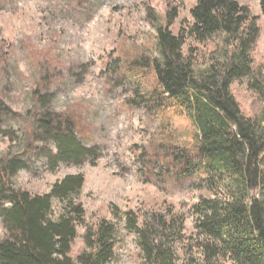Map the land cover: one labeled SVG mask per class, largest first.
<instances>
[{
  "label": "rangeland",
  "instance_id": "374dc122",
  "mask_svg": "<svg viewBox=\"0 0 264 264\" xmlns=\"http://www.w3.org/2000/svg\"><path fill=\"white\" fill-rule=\"evenodd\" d=\"M238 1L257 18L261 36L255 57L262 64L261 2ZM195 4L0 0V193L1 168L13 160L20 168L15 175L8 171V182L32 194H49L66 176L83 175L79 195L86 222L103 217L116 226L118 243L108 264H139L142 259L137 235L126 228L127 212L137 213L142 225L169 208L184 221V239L175 253L177 264H185L184 248L196 238L195 207L201 197L224 191L226 180L219 175L196 167L190 176L173 161L174 153L198 148L199 130L186 113L162 111L153 102L159 88L145 65L161 60L158 31L167 27L176 35L185 33L184 52L194 48L199 70L226 60L224 36L201 44L190 35ZM231 88L243 112L264 113V100L248 89L245 79ZM44 116L71 119L77 141L88 152L81 159H56L60 142L55 130L42 133L38 120ZM215 176L217 189L211 190L208 184ZM9 206L0 194V212ZM61 211L55 200L49 218L57 220ZM1 214L0 241L6 237ZM84 231L78 227L74 255L84 248Z\"/></svg>",
  "mask_w": 264,
  "mask_h": 264
},
{
  "label": "trees",
  "instance_id": "16d2710c",
  "mask_svg": "<svg viewBox=\"0 0 264 264\" xmlns=\"http://www.w3.org/2000/svg\"><path fill=\"white\" fill-rule=\"evenodd\" d=\"M260 2L264 17V0ZM248 9L238 0H196L191 10L192 38L201 44L226 38V60L215 67L199 70L194 48L184 52L185 33L176 35L168 27L158 31L161 60L145 64L154 72L160 92L158 97L152 94L153 102L162 111L186 113L199 130L198 148L174 153L173 161L187 175L204 167L226 180L223 192L214 190L212 198L201 197L195 207L196 238L184 248L185 264H264V113L243 112L231 88L245 79L248 89L264 100V63L255 57L261 29ZM38 121L45 135L57 132L60 146L55 158L59 161L81 159L88 152L77 141L71 119L44 116ZM16 163L13 160L1 168L0 194L10 206L1 208L6 237L0 241V264L112 261L118 243L116 226L103 217L86 222L79 195L84 176L68 175L49 194H32L8 182V171L15 175L20 168ZM215 177L208 184L211 190L217 189ZM55 200L62 204V211L52 221ZM158 213L142 225L137 213L125 215L126 228L138 237L139 264H177L175 245L184 239L183 218L173 208ZM79 226L85 229L84 248L74 255Z\"/></svg>",
  "mask_w": 264,
  "mask_h": 264
}]
</instances>
